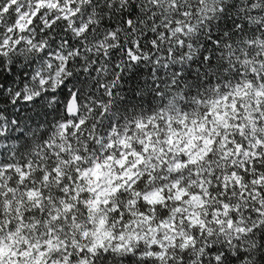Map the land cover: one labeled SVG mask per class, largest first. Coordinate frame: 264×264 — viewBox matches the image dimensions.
Here are the masks:
<instances>
[{
  "label": "snow or ice",
  "instance_id": "6c2138e0",
  "mask_svg": "<svg viewBox=\"0 0 264 264\" xmlns=\"http://www.w3.org/2000/svg\"><path fill=\"white\" fill-rule=\"evenodd\" d=\"M0 264H264V0H0Z\"/></svg>",
  "mask_w": 264,
  "mask_h": 264
}]
</instances>
